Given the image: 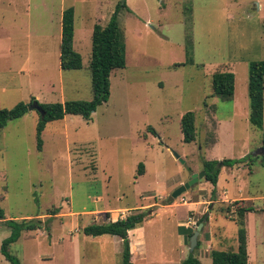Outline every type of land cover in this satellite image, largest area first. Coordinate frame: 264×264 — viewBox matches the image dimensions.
Returning <instances> with one entry per match:
<instances>
[{
    "label": "rangeland",
    "instance_id": "rangeland-1",
    "mask_svg": "<svg viewBox=\"0 0 264 264\" xmlns=\"http://www.w3.org/2000/svg\"><path fill=\"white\" fill-rule=\"evenodd\" d=\"M124 1L126 66L111 72L110 98L91 119L48 122L42 150L37 109L0 129V264H12L1 251L7 220L42 222L9 247L23 264H122L118 236L83 229L137 212L148 216L130 237L135 264H182L191 251L180 227L200 223L193 253L213 264L212 250H238L233 218L247 205L256 208L246 215L249 264H264V165L256 155L264 125L250 121L248 87L250 63L264 59V0H0V108L90 100L94 26H106ZM71 6L79 70L60 66L62 14ZM217 71L235 73L233 100L213 95ZM188 111L197 115L192 142L181 128ZM242 158L222 166L217 185L202 178L166 202L206 172V160Z\"/></svg>",
    "mask_w": 264,
    "mask_h": 264
},
{
    "label": "trees",
    "instance_id": "trees-1",
    "mask_svg": "<svg viewBox=\"0 0 264 264\" xmlns=\"http://www.w3.org/2000/svg\"><path fill=\"white\" fill-rule=\"evenodd\" d=\"M123 9H129L126 1L117 5L109 23L106 26L96 24L92 36V52L89 69L92 77V98L90 100H66L65 102L41 103L46 114L37 125L38 148H43V131L50 121L62 120L66 114L82 115L91 119L98 106L107 102L111 94V72L126 66V42L123 28L119 21V15ZM75 37V8L65 9L62 14V34L60 40V66L63 70H79L83 67V57L74 47ZM213 95H218L225 100H233L235 96L236 75L232 71H217L212 77ZM249 97H250V121L258 128L264 125V59L252 61L249 65ZM29 111L28 104L19 102L12 108H0V129L5 128L11 120L23 117ZM196 113L188 111L181 118V128L185 142L196 139ZM252 158L253 156H249ZM264 165V155L261 156ZM246 162L242 159L206 160L204 169L205 179L217 185L222 166L240 165ZM144 168V164H141ZM141 172L143 170L141 169ZM216 193V192H215ZM214 193V194H215ZM244 200H236V205ZM229 209V208H228ZM237 218H233L239 224L238 250H212L213 264H249L248 231L246 227V215L255 211L253 205L238 206ZM148 215L145 212L132 213L116 221L93 223L87 225L83 232L86 235L118 236L122 240V264H135L131 251L130 230L139 227ZM0 218L5 219V211L0 205ZM12 232L1 246L2 253L12 264H23L22 261L9 251L11 244L16 242L23 231L42 228L41 221H17L7 220ZM181 234L190 240L194 230L190 227H180ZM201 243L199 241L198 247ZM182 264H202V261L193 252Z\"/></svg>",
    "mask_w": 264,
    "mask_h": 264
},
{
    "label": "water",
    "instance_id": "water-1",
    "mask_svg": "<svg viewBox=\"0 0 264 264\" xmlns=\"http://www.w3.org/2000/svg\"><path fill=\"white\" fill-rule=\"evenodd\" d=\"M29 109L30 110L37 109L41 113L42 119L45 118L46 112H45L44 108L42 107V105L38 101L35 100ZM256 155H259V156L264 155V148L260 149L256 153ZM205 174H206L205 171L201 172V173H194L189 181L180 185L174 192H172L171 196H169V198L166 200V202H168V203L173 202L175 200V198L182 195L184 192H186L188 189H190L192 185L197 183L200 179L204 178ZM202 226H203V223H200L199 227L197 228V230L194 231L193 235L190 238V251L191 252H194L195 248L198 246L199 234H200V230H201Z\"/></svg>",
    "mask_w": 264,
    "mask_h": 264
},
{
    "label": "crops",
    "instance_id": "crops-1",
    "mask_svg": "<svg viewBox=\"0 0 264 264\" xmlns=\"http://www.w3.org/2000/svg\"><path fill=\"white\" fill-rule=\"evenodd\" d=\"M247 200H248V199H247ZM249 200H250V199H249ZM123 218H124V217H123ZM133 230H134V229H133ZM133 230H130V232H129V233H130V237H131V235H132V231H133ZM133 245H134V244H133V241H131V248L133 247ZM248 252H249V260H250V247H249V240H248ZM132 253H133V252H132Z\"/></svg>",
    "mask_w": 264,
    "mask_h": 264
}]
</instances>
